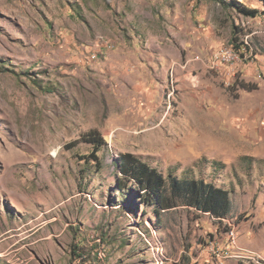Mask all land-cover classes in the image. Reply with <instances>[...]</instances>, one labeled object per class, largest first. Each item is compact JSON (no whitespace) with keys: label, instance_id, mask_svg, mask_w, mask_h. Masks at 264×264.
I'll use <instances>...</instances> for the list:
<instances>
[{"label":"rangeland","instance_id":"obj_1","mask_svg":"<svg viewBox=\"0 0 264 264\" xmlns=\"http://www.w3.org/2000/svg\"><path fill=\"white\" fill-rule=\"evenodd\" d=\"M119 153L230 215L155 214L116 189ZM0 264H264L260 1L0 0Z\"/></svg>","mask_w":264,"mask_h":264},{"label":"trees","instance_id":"obj_2","mask_svg":"<svg viewBox=\"0 0 264 264\" xmlns=\"http://www.w3.org/2000/svg\"><path fill=\"white\" fill-rule=\"evenodd\" d=\"M258 1L264 6V0ZM240 12L250 17H256L258 14L257 9L247 7H242ZM83 140L94 147L87 158H91L100 167L97 152L106 141L96 130L86 134ZM114 162L118 173L116 189L129 191L128 184L131 183L134 191L140 193V202L154 206L157 215L179 205L208 213L218 220L227 219L230 215L231 197L224 188L199 179H177L171 175L164 178L156 169L131 153H119Z\"/></svg>","mask_w":264,"mask_h":264},{"label":"built area","instance_id":"obj_3","mask_svg":"<svg viewBox=\"0 0 264 264\" xmlns=\"http://www.w3.org/2000/svg\"><path fill=\"white\" fill-rule=\"evenodd\" d=\"M215 59L223 64H233L240 60L239 55L231 47H225L216 53Z\"/></svg>","mask_w":264,"mask_h":264}]
</instances>
